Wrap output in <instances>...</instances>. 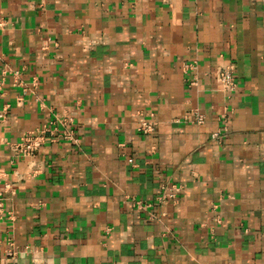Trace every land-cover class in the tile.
Here are the masks:
<instances>
[{"label":"crops","instance_id":"0c3cea01","mask_svg":"<svg viewBox=\"0 0 264 264\" xmlns=\"http://www.w3.org/2000/svg\"><path fill=\"white\" fill-rule=\"evenodd\" d=\"M0 113V264H264V0H0Z\"/></svg>","mask_w":264,"mask_h":264},{"label":"built area","instance_id":"2783aa9c","mask_svg":"<svg viewBox=\"0 0 264 264\" xmlns=\"http://www.w3.org/2000/svg\"><path fill=\"white\" fill-rule=\"evenodd\" d=\"M223 72L219 75V83L222 88L227 91H232L235 86L233 71L230 68H225ZM4 114L0 113V118ZM196 124L203 123L202 115H197L195 117ZM68 120H54L48 121L42 127V130L36 134H30L23 137L19 142L13 143L11 145V152L15 156H30L36 154L43 146L48 144H55L60 141L69 142L73 144H78L79 140L76 138L75 132L72 128L68 126ZM139 131L144 135H149L154 132V125L152 123H141L139 125ZM213 139L220 138L219 133H215L211 136ZM177 189L176 187H163L162 192L157 195L156 203L161 205H166L168 203H175ZM6 191L0 190V222L10 220L12 221V213L7 210L8 198L5 196ZM137 207H142L141 203H136ZM9 257H13V251L7 253Z\"/></svg>","mask_w":264,"mask_h":264}]
</instances>
